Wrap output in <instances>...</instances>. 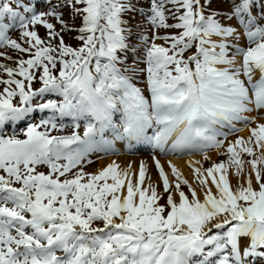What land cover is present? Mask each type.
I'll return each mask as SVG.
<instances>
[{"label": "snow or ice", "instance_id": "snow-or-ice-1", "mask_svg": "<svg viewBox=\"0 0 264 264\" xmlns=\"http://www.w3.org/2000/svg\"><path fill=\"white\" fill-rule=\"evenodd\" d=\"M42 5L46 10L37 11ZM255 5L0 0V49L28 56L16 58L15 68L0 63V264H245L249 256L264 258L257 251L264 249V123L250 128L247 139L227 140L241 130L236 122H250L245 113L264 109V0L258 12ZM137 15L142 22L131 24ZM37 26L47 30L44 38ZM168 29L179 31L160 34ZM14 30L23 43L11 38ZM0 58L13 60L8 51ZM45 94L62 99L34 103ZM37 109L52 114L28 124L23 138L6 134L7 126ZM65 117L73 121L72 133L54 135L64 129L57 118ZM79 120L85 121L83 136L76 131ZM106 130L114 139L146 140L161 150L170 142V151L195 150L205 161L215 149L227 160L207 168L190 161L193 187L171 164L170 181L154 158L159 193L151 183L144 186L143 162L138 173L115 161L85 171L91 153L115 154ZM230 169L240 181L235 188Z\"/></svg>", "mask_w": 264, "mask_h": 264}, {"label": "bare ground", "instance_id": "bare-ground-1", "mask_svg": "<svg viewBox=\"0 0 264 264\" xmlns=\"http://www.w3.org/2000/svg\"><path fill=\"white\" fill-rule=\"evenodd\" d=\"M243 43V41H241ZM255 78H258L256 75ZM244 115L248 116L250 119H252L251 122H249L247 125L242 122H236V127L241 130L239 131V135L237 137H243L244 139H247L250 135L249 129L256 127L257 123H264V109H253V111L249 113H245ZM112 134V133H111ZM153 134V130H149L147 135L151 136ZM235 137V139L237 138ZM219 139H221L219 137ZM224 139V138H223ZM234 138L230 137L227 140L228 141H235ZM112 142V147L115 149V152L119 151L122 155L115 156L112 153H107L106 156L102 159H98L96 164L90 163L88 164L89 169H91V172L94 173L97 170L101 169L102 167L106 166L107 164L111 163L112 161H115L117 164H119L121 169L127 168L128 165H131V171L133 173H138L139 167L141 162H143L146 165L147 178L145 179L144 186L147 187L149 183L155 185L157 187V191L159 193L163 192L162 183L159 180V174L157 175L152 159L156 156L155 160H158L161 164V166L164 168L165 173L169 176L170 181L174 180V178L171 175V165H175L176 168L182 173L183 177L189 181L190 184H192L193 187H196V183L194 181V177L192 174V170L190 167L189 162L190 161H200V164L195 165L196 167H205V160L203 159V156L205 153H201L195 150H189V149H183L179 151H170L171 149V143L169 142L166 144L161 150L160 148L154 147V145L149 142L152 149L156 150V153L158 154H132L127 153L126 151H137L132 150L137 145L146 144V140H140V141H127V140H117L113 138V134L108 139ZM227 146V141L225 142V148ZM117 149V150H116ZM138 149V148H136ZM221 151H224V149H221ZM133 153V152H132ZM165 154H168L164 156ZM210 157V163L213 162H220V159L218 158V153L215 149H209L206 153ZM96 155L98 156V152H96ZM127 155V156H126ZM150 156V157H149ZM100 157V156H98ZM149 157V159H148ZM152 158V159H151ZM90 160V158H89ZM227 160V157L225 156V160ZM86 167V166H85ZM234 170L230 169L229 174ZM232 176L231 184L232 187L235 188L240 183L239 180H235L234 176ZM187 193V188L184 186L183 189ZM213 192L215 193V189L213 188ZM201 200L203 199V193H200Z\"/></svg>", "mask_w": 264, "mask_h": 264}, {"label": "rangeland", "instance_id": "rangeland-1", "mask_svg": "<svg viewBox=\"0 0 264 264\" xmlns=\"http://www.w3.org/2000/svg\"><path fill=\"white\" fill-rule=\"evenodd\" d=\"M40 7H42V8L37 9V11H44V10H46V5H42V6H40ZM213 7H214V8H218V9L227 10V9L229 8V5H228V4H215V5H213ZM260 7H261V0H256V5H255V8H254V12H258V11L260 10ZM64 11H65V16H64V18H65V20H68L67 10H64ZM142 20H143V18H142L141 16L137 15V16L135 17L134 20H131V21H130V23L133 24V25H136V24H138V23H141ZM51 22H53V23L55 24V21H51ZM168 22H169V23H173L172 20H169ZM70 23H71V21H70ZM75 24H76L77 27H79V25H80V19H79V18H77V19L75 20ZM56 28H57V30L59 29V25H58V24L56 25ZM36 31L38 32V34H39L42 38H44V37L46 36V31H47V30L44 29L42 26H37V27H36ZM165 31H167V32H169V33H178L179 30H176V29L160 30V34H161V35L165 34ZM10 34H11V38H12V39H17L18 42L23 43V41H21V40L19 39V30H14V31L10 32ZM148 34L151 35V32L149 31ZM73 35H74V34H73ZM65 42H66V43H69V44H76V45L78 46V42L72 40V39H71V35H65ZM133 43H135V41H133ZM157 43H163V42H162V41H157ZM3 50H5V49H3ZM5 51H8V54L11 55V56L13 57V60H8V59L1 58V59H0V61H1L0 63H3V62H4L5 64H7L8 66L13 67V68L16 67V64L14 63V60H15L16 58H20L21 56H22L24 59H27V58H28V56L25 55V54H19V53H16V52H14V51H10V50H5ZM191 51L194 52L195 49H192ZM188 54H191V52H189ZM137 55L140 56V57L142 58V56H143V52L140 51V52L137 53ZM127 62H128V64H132V63H133V57H132L131 55H129V57H128V61H127ZM138 67H139V68H143V67H144V64H143V63H140V64L138 65ZM257 76H258V74H257ZM4 78H7V77L5 76ZM142 81H143V76H141V83L138 84V86L143 87V83H142ZM38 86H39V83L34 82L33 87L35 88V87H38ZM0 87H2V86H0ZM55 95H56V94H45V96H44L41 100H40V98H36V100H38V101H36V102H37V103H43V102H46L47 100H53V101H55V98H53ZM145 95H148L147 92H145ZM43 113L47 114L46 112H43ZM32 114H34V117H33L32 119H30V120L28 121V123H29V124H31V123L38 124L39 122L37 121V118H36L37 112L34 111ZM50 114H52V113L50 112ZM30 116H31V115H30ZM30 116H29L28 118H30ZM114 121H115L116 123H119V114H116V116L114 117ZM249 121H252V120H250V118H249ZM58 122H59V120H57V123H58ZM84 126H85V124H80V127H79L78 129H76V131H78L79 134H80L81 136H83ZM25 128H26L25 125L18 126V127L15 129V132L13 131V133L16 134V135H19L20 138H23L22 133H19V132H20L21 129H25ZM239 129H241V128H239ZM39 130L43 131V128H41V129H39ZM71 131H73V127H72V130H70V131L67 129V127H64L63 131H61V132H71ZM55 133H60V132H55ZM111 133H112L111 131H109L108 134H106V135H105V133H104L105 138H106L107 140H108V139L110 138V136L112 135ZM10 134H11V133H10ZM10 134H9V135H10ZM12 135H13V134H12ZM62 135H65V133H63ZM238 135H239V131L229 134L228 138L232 137V138L235 139V137H237ZM218 138H219V137H218ZM220 138L223 139L224 137H220ZM228 138H227V139H228ZM136 148H137V147H136ZM136 148H134V149H132V150H137V151H130V150H129V151H126V152H127V153H131V155H132V154H140V153H145V154H148V155H149V154H157V153H156V150H153V149L146 150V149H143L141 145L138 147V149H136ZM132 152H133V153H132ZM113 155L118 156V155H122V154H121V152L117 151V152H115V154H113ZM157 155H158V154H157ZM166 155H168V154H165L164 156H166ZM98 156H100V157H98ZM98 156L96 155V152H93V153H91V154L89 155V158H90V160L92 161L93 164H96L99 158H100V159L104 158V157L106 156V153H104V152H98ZM126 156H127V155H126ZM149 157H150V156H149ZM149 157H148V159H149ZM154 158H157V157L155 156ZM218 158L220 159V162L225 160V156H223V155H219V154H218ZM151 159H152V158H151ZM244 159H250V157H247V155L245 154V155H244ZM205 162H206V163H205V167H204V168L210 167V166L212 165V163H210V160H207V161H205ZM152 163H153L154 169H155V171H156V173H157V175H158V171H157V169H156V164H155V160H154V159H152ZM41 170H45V171H46V169H43V168H42ZM85 171H86V172H91V169H89L88 164H87L86 167H85ZM91 173H92V172H91ZM229 173H230V172H229ZM229 178H230V181L233 180L231 175H229ZM234 179H235V180H238L236 177H235ZM185 187H186V186H185ZM186 188H187V187H186ZM187 192H188V189H187ZM163 202H164V201H161V203H163ZM214 231H215V230H214ZM257 251H258V252H259V251H264V249H259V248H258ZM253 258H255V259H253ZM254 263H255V264H264V258H261V257H259V256H255V257H253V256H249V257H246V258H245V264H254Z\"/></svg>", "mask_w": 264, "mask_h": 264}, {"label": "trees", "instance_id": "trees-1", "mask_svg": "<svg viewBox=\"0 0 264 264\" xmlns=\"http://www.w3.org/2000/svg\"><path fill=\"white\" fill-rule=\"evenodd\" d=\"M74 47L77 46L76 44H72Z\"/></svg>", "mask_w": 264, "mask_h": 264}]
</instances>
